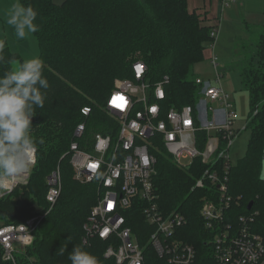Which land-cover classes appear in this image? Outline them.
<instances>
[{"label":"trees","instance_id":"obj_1","mask_svg":"<svg viewBox=\"0 0 264 264\" xmlns=\"http://www.w3.org/2000/svg\"><path fill=\"white\" fill-rule=\"evenodd\" d=\"M20 2L31 4L38 12L39 31L34 34L49 88L42 90L46 92L44 107L35 108L32 117L35 120L30 135L44 141L38 145L37 163L27 184L0 198V221L19 224L45 210L47 178L59 168L61 194L35 232L33 245L18 261L71 264L68 255L79 246L96 255L100 264H116L104 257L106 245L98 237L83 242L84 224L98 199V188L96 182L82 183L74 178L70 144L79 140L87 148L96 133L116 134L119 123L105 112L106 100L116 79L135 80L136 61L145 63L146 79L152 83L168 76L165 106L195 104L200 86L196 84L194 65L205 59L219 16L210 15L206 7L194 6L193 0ZM262 24L255 57H249L241 67V82L250 96L246 125L251 137L247 155L232 165L228 183L230 195L238 200L233 211L254 212V230L264 240V181L258 179L264 160V21ZM3 56L0 76L24 61L7 40ZM84 107L91 109L88 116L82 113ZM81 122L86 124V132L78 139L75 130ZM157 157L154 181L162 208L186 214L189 222L185 233L197 248L198 264H214L210 234L199 213L207 189L192 190L195 178L201 174V163L195 161L194 169L188 171L179 168L166 149ZM250 202L254 203L249 211Z\"/></svg>","mask_w":264,"mask_h":264},{"label":"built area","instance_id":"obj_2","mask_svg":"<svg viewBox=\"0 0 264 264\" xmlns=\"http://www.w3.org/2000/svg\"><path fill=\"white\" fill-rule=\"evenodd\" d=\"M237 0H222L221 6ZM211 32L214 39L220 28ZM218 66L215 54L211 56ZM146 65L133 64L135 80L119 78L107 98L106 111L119 123L115 135L96 133L83 148L79 140L71 142L74 178L94 183L98 199L84 224L83 242L98 237L106 249L104 257L116 264H198V251L186 236L189 222L186 214L164 210L155 186L157 154L167 150L174 163L184 170L202 166L192 190L207 189L201 197V218L210 234V256L214 264H264V240L254 230V212L233 211L237 199L229 193L232 167L230 148L240 130L234 104L225 91L218 73L219 85L196 78L200 86L195 104L164 105L168 76L155 83L146 79ZM220 102L215 108L214 103ZM82 113L88 116L90 107ZM86 124L77 125L75 135H85ZM37 163L0 186V198L27 184ZM47 208L23 223L0 221V264H20L35 241L38 227L55 206L61 194L60 170L47 178ZM239 199V198H238Z\"/></svg>","mask_w":264,"mask_h":264},{"label":"rangeland","instance_id":"obj_3","mask_svg":"<svg viewBox=\"0 0 264 264\" xmlns=\"http://www.w3.org/2000/svg\"><path fill=\"white\" fill-rule=\"evenodd\" d=\"M55 2L61 3L62 0H55ZM15 3L21 2L20 0H0V38H5L14 51L21 53L24 60L39 57L40 46H38L35 34L18 40L11 26L6 23L7 13ZM193 4L198 5L196 2ZM208 4L207 10L210 11V15H215L219 2L210 3L209 1ZM201 5L202 2L199 6ZM222 11L220 32L206 49L205 59L197 62L194 69L197 76L205 82L210 81L213 85H219L217 77L218 73L221 74L220 83L229 95L230 101L234 104V111H236L233 126L240 130L229 150L232 164L236 165L239 159L247 155L251 137V129H247L246 125L250 112V96L241 82V67L249 57H255L257 37L262 31L264 21V0H237L235 3L225 5ZM212 53L217 57L218 66H215L211 60ZM17 64L19 62L15 63ZM219 103L215 102L214 107L219 108Z\"/></svg>","mask_w":264,"mask_h":264},{"label":"clouds","instance_id":"obj_4","mask_svg":"<svg viewBox=\"0 0 264 264\" xmlns=\"http://www.w3.org/2000/svg\"><path fill=\"white\" fill-rule=\"evenodd\" d=\"M37 10L28 4L15 3L7 13L6 23L18 40L39 31ZM5 38H0V62L4 60ZM44 62L33 57L15 65L0 76V186L26 171L43 139L30 135L35 108H43L49 82L43 75ZM258 179L264 181V160ZM65 249H62V254ZM71 264H100L99 258L75 246L69 253Z\"/></svg>","mask_w":264,"mask_h":264},{"label":"crops","instance_id":"obj_5","mask_svg":"<svg viewBox=\"0 0 264 264\" xmlns=\"http://www.w3.org/2000/svg\"><path fill=\"white\" fill-rule=\"evenodd\" d=\"M195 2H196V4L198 3V5H196V6H199L201 4V2H202V5L199 6L200 8L206 7V9H207V7L209 6V4H208L209 0H196V1H193V3H195ZM233 3H235V2H233ZM222 8H224V7H222V6L220 7V1H219V7L217 8V6H216V9H215L216 12L215 13L213 12L215 15L219 16L220 22H221V16L223 15ZM212 49H213V44H212ZM212 55H213V53H212ZM197 77H199V76H197Z\"/></svg>","mask_w":264,"mask_h":264},{"label":"water","instance_id":"obj_6","mask_svg":"<svg viewBox=\"0 0 264 264\" xmlns=\"http://www.w3.org/2000/svg\"><path fill=\"white\" fill-rule=\"evenodd\" d=\"M34 120H35V118H31V121H32V122H34ZM253 203H254V202H250V203H249V205H248V207H247V209H248L249 211L252 209V207H253Z\"/></svg>","mask_w":264,"mask_h":264}]
</instances>
